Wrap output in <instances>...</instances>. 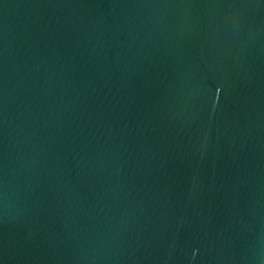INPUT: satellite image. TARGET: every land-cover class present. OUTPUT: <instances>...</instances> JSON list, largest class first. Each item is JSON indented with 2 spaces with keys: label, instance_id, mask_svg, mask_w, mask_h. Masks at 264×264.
Masks as SVG:
<instances>
[{
  "label": "water",
  "instance_id": "95a60500",
  "mask_svg": "<svg viewBox=\"0 0 264 264\" xmlns=\"http://www.w3.org/2000/svg\"><path fill=\"white\" fill-rule=\"evenodd\" d=\"M0 264H264V0H0Z\"/></svg>",
  "mask_w": 264,
  "mask_h": 264
}]
</instances>
